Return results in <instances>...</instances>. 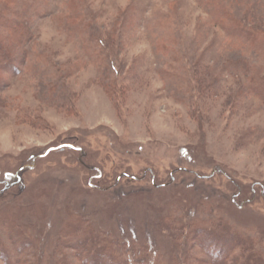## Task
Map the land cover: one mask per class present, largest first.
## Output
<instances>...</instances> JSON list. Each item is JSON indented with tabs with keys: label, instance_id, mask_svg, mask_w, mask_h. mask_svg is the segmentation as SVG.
Instances as JSON below:
<instances>
[{
	"label": "rangeland",
	"instance_id": "rangeland-1",
	"mask_svg": "<svg viewBox=\"0 0 264 264\" xmlns=\"http://www.w3.org/2000/svg\"><path fill=\"white\" fill-rule=\"evenodd\" d=\"M219 258L264 264V0H0V264Z\"/></svg>",
	"mask_w": 264,
	"mask_h": 264
},
{
	"label": "trees",
	"instance_id": "trees-1",
	"mask_svg": "<svg viewBox=\"0 0 264 264\" xmlns=\"http://www.w3.org/2000/svg\"><path fill=\"white\" fill-rule=\"evenodd\" d=\"M102 251V250H101ZM229 257V255H227V257L225 256V257H223V258H228ZM220 259L221 258H219V259H217L218 260V262L217 263H215V264H229V263H226L225 261H220Z\"/></svg>",
	"mask_w": 264,
	"mask_h": 264
}]
</instances>
